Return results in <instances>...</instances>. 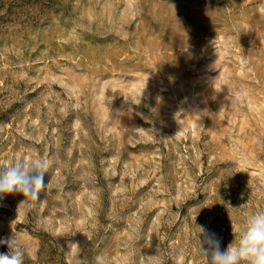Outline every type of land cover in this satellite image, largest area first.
I'll use <instances>...</instances> for the list:
<instances>
[{
	"label": "rangeland",
	"instance_id": "obj_1",
	"mask_svg": "<svg viewBox=\"0 0 264 264\" xmlns=\"http://www.w3.org/2000/svg\"><path fill=\"white\" fill-rule=\"evenodd\" d=\"M21 158L50 181L0 199L24 264H209L264 213V0H0V169Z\"/></svg>",
	"mask_w": 264,
	"mask_h": 264
},
{
	"label": "clouds",
	"instance_id": "obj_2",
	"mask_svg": "<svg viewBox=\"0 0 264 264\" xmlns=\"http://www.w3.org/2000/svg\"><path fill=\"white\" fill-rule=\"evenodd\" d=\"M48 163L44 160L31 161L21 158L7 168L0 169V199L8 195H21L19 205L31 206L39 200L50 181L45 184L44 177L48 172ZM201 235L206 234L202 225H198ZM209 245L203 251L210 257L209 264H264V213L256 214L238 243H229L223 249L220 240L214 234H207ZM0 245L7 251L0 253V264H24L25 250L13 236L0 238ZM72 247L79 249L77 243ZM96 264H106L102 255L96 257Z\"/></svg>",
	"mask_w": 264,
	"mask_h": 264
}]
</instances>
